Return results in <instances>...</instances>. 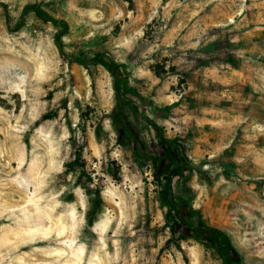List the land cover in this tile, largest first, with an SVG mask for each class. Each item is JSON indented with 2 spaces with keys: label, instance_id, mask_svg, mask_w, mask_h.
Instances as JSON below:
<instances>
[{
  "label": "rangeland",
  "instance_id": "1",
  "mask_svg": "<svg viewBox=\"0 0 264 264\" xmlns=\"http://www.w3.org/2000/svg\"><path fill=\"white\" fill-rule=\"evenodd\" d=\"M178 216L264 264V0H0V264H222Z\"/></svg>",
  "mask_w": 264,
  "mask_h": 264
},
{
  "label": "trees",
  "instance_id": "2",
  "mask_svg": "<svg viewBox=\"0 0 264 264\" xmlns=\"http://www.w3.org/2000/svg\"><path fill=\"white\" fill-rule=\"evenodd\" d=\"M52 21H54V20L52 19ZM96 60L98 62H102L104 64L105 68L110 72V75L112 77V83L114 86V91H117L118 83H120V80H121L118 70L117 69L112 70L111 68H109V65L106 64L102 60V56L99 54L97 55ZM151 125L155 129L157 128L155 123L151 122ZM172 157L174 160L177 159V157H178V152H177L175 147L172 148ZM179 173H180L179 169L169 168V171L167 172V174L164 175V180H163L164 186H167L169 184L170 179L173 175H176ZM165 195L166 194H164V196ZM178 220L180 221V223L182 225H184L188 230H190L194 234L212 237L213 240H215L217 245H218V251L220 254L222 264H231L232 259H233V255L235 254V252L232 249V247L229 245V243L226 239V236L222 233L221 230H219L215 227H211V226H200L197 228V227H194L190 224H187L179 216H178Z\"/></svg>",
  "mask_w": 264,
  "mask_h": 264
}]
</instances>
